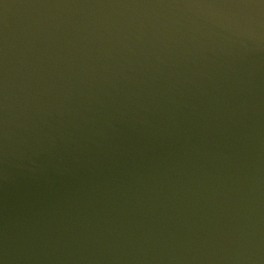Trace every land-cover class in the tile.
I'll list each match as a JSON object with an SVG mask.
<instances>
[{"label":"water","instance_id":"water-1","mask_svg":"<svg viewBox=\"0 0 264 264\" xmlns=\"http://www.w3.org/2000/svg\"><path fill=\"white\" fill-rule=\"evenodd\" d=\"M0 264H264V0H0Z\"/></svg>","mask_w":264,"mask_h":264}]
</instances>
